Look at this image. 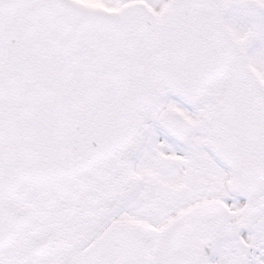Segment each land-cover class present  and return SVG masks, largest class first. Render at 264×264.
Here are the masks:
<instances>
[{
	"label": "snow or ice",
	"instance_id": "snow-or-ice-1",
	"mask_svg": "<svg viewBox=\"0 0 264 264\" xmlns=\"http://www.w3.org/2000/svg\"><path fill=\"white\" fill-rule=\"evenodd\" d=\"M0 264H264V0H0Z\"/></svg>",
	"mask_w": 264,
	"mask_h": 264
}]
</instances>
